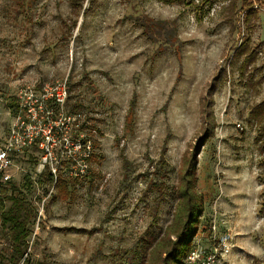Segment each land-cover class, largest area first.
Instances as JSON below:
<instances>
[{
	"label": "rangeland",
	"instance_id": "1",
	"mask_svg": "<svg viewBox=\"0 0 264 264\" xmlns=\"http://www.w3.org/2000/svg\"><path fill=\"white\" fill-rule=\"evenodd\" d=\"M74 1L81 9L68 35L72 0H0V144L15 123L11 97L66 81L70 103L81 104L78 124L97 145L83 172L77 154L61 143L53 150L67 198L33 186L32 264H139V238L152 222L158 233L172 221L192 155L204 201L194 250L209 264H264L260 124L250 117L264 101V0H246L247 23L240 0ZM246 39L253 56L242 73L245 56L234 55ZM206 102L214 129L200 144ZM28 151L18 153L15 181L39 175L42 153ZM5 239L0 229L1 252Z\"/></svg>",
	"mask_w": 264,
	"mask_h": 264
},
{
	"label": "trees",
	"instance_id": "2",
	"mask_svg": "<svg viewBox=\"0 0 264 264\" xmlns=\"http://www.w3.org/2000/svg\"><path fill=\"white\" fill-rule=\"evenodd\" d=\"M165 3H175L182 0H160ZM241 10H246V23L249 20V16L254 14L252 9L246 5V0H240ZM232 6L236 4V0L232 2ZM72 10L71 15L74 17L63 21V26L67 29L68 35L76 25V18L80 9L81 3L77 4L74 0L71 2ZM77 4V5H76ZM250 5V4H249ZM231 6V10L232 9ZM142 22V21H141ZM145 24H144V23ZM142 25L148 28L147 23L143 20ZM155 24V23H154ZM247 29L249 27L247 26ZM244 46L239 45L234 55V60L245 56L241 64L242 73L246 72L247 66L251 63L252 52L248 55L247 44L248 39L245 40ZM179 47H176L175 52L178 54ZM225 73V70H220L218 74ZM216 77V76H215ZM214 77V83L216 82ZM212 86V85H211ZM71 88L68 86V98L66 102V110L68 113H75L81 107V104L74 100L70 103ZM10 101L6 103V108L12 115H15L17 106L14 97H11ZM206 109V111H205ZM204 110V120L207 121L208 127L205 129V135L200 138V144L209 140L212 136L214 129V121L211 115V108L208 102L204 104L202 111ZM250 117L255 124H260L258 128V137L261 138L260 146L258 148L262 159L259 163V167L263 171L264 175V101L254 106L250 111ZM96 144L94 148H96ZM31 151L35 150V147H30ZM28 152L24 150L22 153ZM18 154V156H19ZM17 156V157H18ZM93 157L90 158L92 160ZM31 162L35 166L37 159L30 157ZM185 169L179 176V181L175 189L176 205L172 216V221L166 227L165 231L158 230L154 232L151 227L153 222L149 225L143 235L139 238L136 248L144 251L142 258L140 257L139 264H186V259L191 252L194 251L193 239L196 236L200 218L204 210V201L202 195L197 191V159L194 155L184 161ZM13 178L7 183L0 181V229L5 235V241L8 245V249L4 252L0 251V264H32L30 256V237L32 235V228L37 218V209L32 203L33 186L37 183L39 185H51L52 176L47 168H45L35 180L31 176L25 175L22 177L21 182L15 181ZM70 180L65 179L61 175L58 177L55 187L57 189V195L60 198H67V186ZM157 186V201L159 202L163 196V191L160 184H153ZM57 196L52 195V199ZM262 206L264 207V201ZM173 237V238H172ZM140 252V251H139ZM136 253V251H135ZM138 255V252L135 254ZM149 255V257H148ZM132 264V263H131Z\"/></svg>",
	"mask_w": 264,
	"mask_h": 264
},
{
	"label": "built area",
	"instance_id": "3",
	"mask_svg": "<svg viewBox=\"0 0 264 264\" xmlns=\"http://www.w3.org/2000/svg\"><path fill=\"white\" fill-rule=\"evenodd\" d=\"M67 98L66 81H56L51 85H45L38 94L27 90L23 96L16 98L17 110L13 115L15 123L9 129L5 141L0 144V181L2 183L15 178L19 169L15 164L18 153L32 146L42 153V163L38 165L37 171L41 173L44 167L49 170L53 179L52 188L55 187L58 179V170L50 163L54 158L53 153L57 144L61 143L67 152L73 154L70 156L71 159L75 154L78 155L82 163L79 165L80 171L83 172L86 163L94 155L96 141L91 139L89 135L91 131L86 133L82 124H78L79 114L67 112ZM70 123L73 125L70 133H74L71 136L67 127ZM58 131L61 132L59 136ZM67 152L64 156L69 154ZM207 260L208 262L205 258L202 260L200 250H194L187 257L186 264H209L210 258Z\"/></svg>",
	"mask_w": 264,
	"mask_h": 264
}]
</instances>
